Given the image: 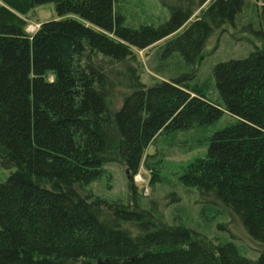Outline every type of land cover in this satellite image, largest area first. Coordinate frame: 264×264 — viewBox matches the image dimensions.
I'll return each instance as SVG.
<instances>
[{"label":"trees","instance_id":"16d2710c","mask_svg":"<svg viewBox=\"0 0 264 264\" xmlns=\"http://www.w3.org/2000/svg\"><path fill=\"white\" fill-rule=\"evenodd\" d=\"M159 1L169 18L132 28L113 0H0V165L10 170L0 183V264H264V250L251 259L231 240L162 221L153 202L146 210L79 190L108 163L132 176L159 132L227 112L234 121L181 180L264 244V48L214 66L222 105L190 85L194 73L176 70L179 57L195 66L225 26L263 39L264 0L246 23L247 0H210L194 19L209 0ZM46 3L58 19L28 33L22 15ZM162 40L170 73L160 66L163 78L145 83L133 48Z\"/></svg>","mask_w":264,"mask_h":264},{"label":"rangeland","instance_id":"374dc122","mask_svg":"<svg viewBox=\"0 0 264 264\" xmlns=\"http://www.w3.org/2000/svg\"><path fill=\"white\" fill-rule=\"evenodd\" d=\"M113 2L116 10L123 16L124 26H158L169 18V11L159 0ZM209 3L210 0L194 10L192 19L199 18ZM260 5L261 1L247 0L241 23L253 18ZM22 18L25 30L30 34L41 23L58 19L53 3L35 6L22 15ZM233 34V29L227 26L223 31L217 30L195 66L184 64L179 57L176 68L181 73H194L190 85L201 88L207 99L220 105L222 101L212 75L214 66L218 62L248 54L254 45L264 48V38H255L247 33L236 35L237 37ZM163 43L162 40L145 49L133 48L141 64V79L145 83H150L154 78H163L162 73L158 74L154 70L160 66H163L165 74L170 73L167 68L171 64V57H161ZM233 121L234 117L224 112L219 120L209 126H192L176 132L161 131L143 149L138 169L132 176L123 165L108 163L104 165L100 176L79 187V190L83 194L99 196L110 202L136 204L146 210H150L153 202L162 221L188 227L211 240H231L238 246L241 254L255 259L264 250V244L250 239L239 221L222 209V206L199 204L196 189L181 180L184 173L197 169L192 167L195 163L205 160L211 134ZM9 174L10 170L0 165V183ZM131 185L134 191L130 188ZM172 193L178 195V201L171 200L169 196Z\"/></svg>","mask_w":264,"mask_h":264}]
</instances>
